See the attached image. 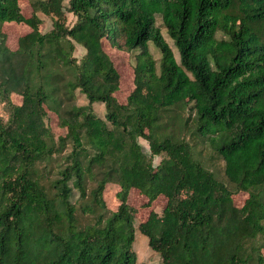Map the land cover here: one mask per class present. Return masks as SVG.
Returning <instances> with one entry per match:
<instances>
[{"label":"trees","instance_id":"1","mask_svg":"<svg viewBox=\"0 0 264 264\" xmlns=\"http://www.w3.org/2000/svg\"><path fill=\"white\" fill-rule=\"evenodd\" d=\"M19 1L0 0V264H134L135 228L154 264H263L264 0H67L69 26L63 0H26L28 15ZM37 11L53 17L50 29ZM6 21L26 27L13 47ZM104 39L133 52L124 102ZM73 42L84 49L78 61ZM48 111L63 133L50 130ZM195 144L222 160L225 180ZM109 183L115 209L103 198ZM131 189L143 206L163 198L160 213L150 208L135 225ZM236 193L246 195L240 205Z\"/></svg>","mask_w":264,"mask_h":264},{"label":"rangeland","instance_id":"2","mask_svg":"<svg viewBox=\"0 0 264 264\" xmlns=\"http://www.w3.org/2000/svg\"><path fill=\"white\" fill-rule=\"evenodd\" d=\"M66 1L63 0V6H64V15H65V25L69 26L72 24V22L75 19V16L68 10H66ZM20 10L24 15L29 14V5L26 2V0H20ZM37 15L41 18L42 22L40 24L41 30H48L52 26V19L53 17L50 14H44L40 11L36 12ZM14 21H6L3 24V28L6 33V43L7 45L13 47L15 45V40L17 36L24 31L25 26L22 24H16L18 31L15 30ZM26 25L25 23H23ZM156 24L159 25L160 31L162 33V36L167 41V43L170 45L175 57H177V51L175 47L172 44L171 39L167 36L165 33L164 28L160 24V19L156 18ZM27 26V25H26ZM24 27V28H23ZM28 28V26H27ZM21 31V32H20ZM73 49L71 51V55L76 58V61H78V58L83 53L84 49L83 47L77 43L73 42ZM102 47L104 51L108 54L109 58L111 59L113 65L117 69L119 73V82H118V88L114 91V95L116 99L119 102H124L126 94L128 91L132 88V64H133V52H127L126 50L122 48H117L115 46L109 45V43L104 39L102 42ZM148 49L152 55L153 58H157L159 56V52L157 48L150 42H148ZM74 93V102L76 104H84L86 102V98L77 88L73 90ZM9 99L12 103H18L20 100V96L16 93H10ZM92 109L93 112L100 116L104 117V105L101 102L94 101L92 102ZM184 115V114H183ZM8 116V107L4 102H0V117L5 120ZM45 122L50 127V130L56 135L57 133H63L64 129L62 126L58 125L57 123V117L52 111H48L47 115L45 116ZM188 137V135H187ZM56 138V136H54ZM138 142L142 145L144 151L148 153L149 148L147 145V142L142 138H137ZM193 154L195 157L200 158L206 168L211 170L218 178L225 180L224 175L222 172V160L218 159L213 153L210 152L209 148L206 145L201 144H195L193 146ZM67 149L65 150V152ZM65 153L64 151H62ZM61 153H54L53 157H50L48 159L49 163L52 164L54 167L56 163H58L61 160L60 157ZM160 158V155H153L152 156V163H156ZM54 172H51L49 174V177H53ZM48 179V177H45L42 179L44 181V184L47 185L48 182L45 180ZM115 190H116V184L109 183L107 184L106 188L103 191V198L105 201V205L110 209H115L118 203V200L115 196ZM246 195L243 193H236L233 195L235 202L240 205ZM145 201L144 195L137 192L135 189H131L128 194V202L134 206V223L135 225L139 220H142L147 215L148 210L151 208L155 210L157 213H160V210L163 205V198L160 196H157L149 206H143L142 203ZM86 219V218H85ZM133 249L136 253V259L134 264H154L159 260V257L157 253L147 245L146 242V236L141 233L137 228H135L134 231V239L132 242ZM263 255H264V247L261 249ZM264 264V262H263Z\"/></svg>","mask_w":264,"mask_h":264}]
</instances>
